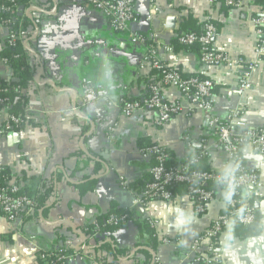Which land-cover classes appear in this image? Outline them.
<instances>
[{
    "label": "crops",
    "instance_id": "crops-1",
    "mask_svg": "<svg viewBox=\"0 0 264 264\" xmlns=\"http://www.w3.org/2000/svg\"><path fill=\"white\" fill-rule=\"evenodd\" d=\"M239 2L238 8L225 9L218 0H135L134 20L123 33L113 32L86 0H32L26 7H14L18 18L33 24L29 40L19 38L35 75L22 90L26 97L22 128L0 135V168L21 190L35 193L44 181L52 193L44 207L22 212L15 222L0 215V264H43L40 253L59 249L70 251L68 264H98L84 251L105 253L106 264H193L187 258L189 246L225 211V193L211 185L214 199L203 215L194 213L187 193H176L170 201H151L145 209L135 207L132 203L149 182L154 165L152 159L142 158L140 149L159 146L173 166L207 153L200 167L215 174L237 172L238 165L224 153L189 98L161 86L158 74L142 60L153 49L183 77L208 79L216 118L224 121L230 110L241 108L247 128L264 129V56L255 52L258 39L252 24L263 4ZM151 4L159 13L147 21ZM189 17L200 26L207 21L220 26L211 43L214 51L245 63L259 61L249 90L239 93L235 70L203 67L198 46L178 43L177 37L190 31L181 30ZM169 18H174L173 25L167 23ZM9 31L0 23V54ZM130 34L142 37L143 44L134 45ZM13 76L0 58V80L14 82ZM154 84L160 86L165 102L181 107L168 123L156 125L155 114L149 111L124 117L120 107L112 105L142 101ZM84 85L97 94L88 104L81 101ZM8 118L9 111L0 106V129ZM239 154L243 167L264 178V153L244 145ZM89 182L92 189H80ZM251 191L245 188L240 196L255 207L260 235L245 237L238 235L237 226L227 228L219 239L224 264H264V190ZM113 210L142 211L143 218L154 223L153 235L128 222L86 242L87 227ZM101 241L109 244L113 255L94 249Z\"/></svg>",
    "mask_w": 264,
    "mask_h": 264
},
{
    "label": "built area",
    "instance_id": "built-area-1",
    "mask_svg": "<svg viewBox=\"0 0 264 264\" xmlns=\"http://www.w3.org/2000/svg\"><path fill=\"white\" fill-rule=\"evenodd\" d=\"M95 10L101 12L106 19L109 28L115 33H123L129 30V25L134 20L135 0H86ZM8 4V5H7ZM226 5L231 8H238L239 0H226ZM15 7L14 0H0V12H10ZM159 13V8L151 4L147 21H150ZM10 21L2 23L7 29ZM255 35L258 39L256 54L260 58L264 56V3L262 14L252 19ZM217 28L213 23H206L200 34L183 33L177 37V41L184 47L198 45L199 63L203 67L217 68L226 67L235 70L238 76V91L244 93L251 88L250 75L259 67V61L245 63L240 59L231 58L223 52H216L212 49L211 43L215 38ZM19 39L11 31L8 33L7 43L14 46ZM130 41L134 45L143 44V38L136 34H130ZM164 50L170 51L165 47ZM5 63L6 60H4ZM142 64L149 66L159 76V84L164 87L175 88L183 96L189 98L193 109L203 114L219 146L224 153L235 164L238 171L234 173L215 174L209 171H200L197 166L207 153H202L196 158L188 160L181 166L167 165L168 154L157 145H148L140 149L142 158H150L154 165L150 170V180L144 189L133 201V205L146 207L150 200L170 201L173 198L171 187L177 184L187 185V195L194 204V213L203 215L207 206L214 199V192L207 188L208 185L217 186L225 193V211L218 215L208 227L198 235L190 244L187 258L193 264H224L221 258L219 245L220 235L230 226H249L256 220V209L249 199L241 198L240 193L245 188H252L251 192L264 190V178L256 171L243 167L240 162V150L244 145H249L257 154L264 153V129L247 128L243 122V110L232 109L226 119L221 121L213 115L212 84L208 79L199 76L183 77L180 72L169 68L156 55L153 49H148ZM97 96L95 90L87 85L81 87V101L88 104ZM112 105L120 107L124 117H130L138 111H149L155 114V123L162 126L168 123L171 118L181 112L177 104L167 103L160 94V86L154 84L149 88V95L146 99L139 101H119ZM0 106L9 108L7 99H0ZM23 120L9 114L8 120L0 129V135L17 131ZM123 187L124 184H121ZM33 201L21 192L18 184L9 182L7 172L0 168V215L8 222H15L24 211H33ZM124 218L110 216L104 221L105 225L119 227ZM150 229L154 223L145 219ZM99 225L95 226L97 230ZM91 259L98 264H106L103 259L105 253L84 251ZM38 259L43 264H68L72 256L60 251L40 253ZM106 262V261H105Z\"/></svg>",
    "mask_w": 264,
    "mask_h": 264
},
{
    "label": "trees",
    "instance_id": "trees-1",
    "mask_svg": "<svg viewBox=\"0 0 264 264\" xmlns=\"http://www.w3.org/2000/svg\"><path fill=\"white\" fill-rule=\"evenodd\" d=\"M32 0H14L15 6L17 7H26L31 3ZM222 2V6L225 9H231V7L225 4L226 0H218ZM264 0H260V4H263ZM8 5V4H7ZM16 8L12 9L10 12H0V23L5 21H10V25L8 26L10 31L16 36L24 37L27 41L30 38V32L32 30L33 24L30 20L25 18H18L16 16ZM211 21H207L209 23ZM205 23V24H206ZM220 27L217 25V28ZM204 25L200 26L196 21L191 19L190 17L187 20H183L181 24L182 29H189V32L186 33H202ZM182 46V45H181ZM198 46V45H196ZM184 47V46H183ZM200 49V47L198 46ZM0 58L6 60L8 67L10 68L14 82L12 81H3L0 80V99H7L9 101V114L15 116L21 120H23L24 106L26 103V97L22 94V90H24L28 83L33 79L35 75V67L31 62V57L28 53V50L23 46L22 40L20 38L15 42L14 46H9L7 40L5 41L4 48L1 51ZM22 126V125H21ZM20 126V128H22ZM19 128V129H20ZM168 154V152L166 151ZM170 155L168 154L167 165H171L168 161ZM202 162L197 167L200 171H206L207 169L203 166L200 167ZM93 182L86 183L84 186H80V189H92ZM40 189H38L35 193H32L29 190L22 189L21 192L28 196L34 203V208H42L45 206L46 201L50 197L52 193L51 187L45 185L44 181L41 183ZM89 185V186H88ZM210 188V185L207 186ZM144 189V188H143ZM142 189V190H143ZM171 192L173 194L176 193H187V185L185 184H177L173 185L171 188ZM80 193L83 194V191L80 190ZM174 197V195H173ZM257 214V213H256ZM110 216H115L116 218H124L123 222L120 223L119 227L108 226L104 224V221L107 220ZM128 222H132L137 228L145 229L149 233V235H153L152 229L146 224L145 219L143 218V213L140 210H113L109 214L100 217L97 221L90 227H87L89 230L85 233L86 242L90 241L94 237V235L101 234H112L114 230L124 226ZM260 219L258 214L256 215V220L252 225L241 227L237 226L236 230L238 235L245 237H258L260 235ZM99 225V228L96 230L95 226ZM95 250L106 252L107 255H113V251L111 250L109 244L101 241L100 245L94 248ZM58 251L63 253H68L67 249H59ZM109 264H113L110 262ZM147 264V263H145Z\"/></svg>",
    "mask_w": 264,
    "mask_h": 264
},
{
    "label": "water",
    "instance_id": "water-1",
    "mask_svg": "<svg viewBox=\"0 0 264 264\" xmlns=\"http://www.w3.org/2000/svg\"><path fill=\"white\" fill-rule=\"evenodd\" d=\"M167 23L169 24V25H173L174 23H175V20H174V18H169V19H167ZM35 27V26H34ZM171 28H173V26L171 27ZM36 29V28H35ZM34 57H35V54H32ZM152 258H153V261H154V258H155V256H154V254H152ZM119 261V260H118Z\"/></svg>",
    "mask_w": 264,
    "mask_h": 264
},
{
    "label": "bare ground",
    "instance_id": "bare-ground-1",
    "mask_svg": "<svg viewBox=\"0 0 264 264\" xmlns=\"http://www.w3.org/2000/svg\"><path fill=\"white\" fill-rule=\"evenodd\" d=\"M151 201H160V200H150L149 202H151ZM149 202H148V203H149ZM148 203H147V204H148ZM132 205H133V204H132ZM134 206H135V205H134ZM146 206H147V205H146ZM135 207H137V208H141V209H145V207H144V208H142V207H140V206H135Z\"/></svg>",
    "mask_w": 264,
    "mask_h": 264
}]
</instances>
